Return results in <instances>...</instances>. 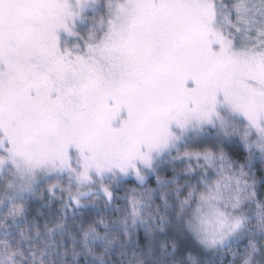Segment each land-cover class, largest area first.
<instances>
[{"label": "snow or ice", "instance_id": "snow-or-ice-1", "mask_svg": "<svg viewBox=\"0 0 264 264\" xmlns=\"http://www.w3.org/2000/svg\"><path fill=\"white\" fill-rule=\"evenodd\" d=\"M39 184L264 264V0H0V188Z\"/></svg>", "mask_w": 264, "mask_h": 264}, {"label": "trees", "instance_id": "trees-1", "mask_svg": "<svg viewBox=\"0 0 264 264\" xmlns=\"http://www.w3.org/2000/svg\"><path fill=\"white\" fill-rule=\"evenodd\" d=\"M35 195L22 203L20 219L0 216V264H192L189 253L196 264H229L231 260L228 247L212 254L187 237H182L174 257H165L173 243L166 236L162 237L165 256L161 249L153 252L155 245L148 243L154 237L145 239L141 231L137 243L136 235H125L123 201L118 202L120 211L115 204L94 203L61 213L60 198L56 202L41 193Z\"/></svg>", "mask_w": 264, "mask_h": 264}, {"label": "rangeland", "instance_id": "rangeland-1", "mask_svg": "<svg viewBox=\"0 0 264 264\" xmlns=\"http://www.w3.org/2000/svg\"><path fill=\"white\" fill-rule=\"evenodd\" d=\"M16 183L19 184V181H16ZM62 183L64 186L67 184V186L65 188L69 187L67 179H65ZM71 186H73V188ZM94 187L95 186H93V188ZM70 188H71V192L73 194L77 190V186L75 183H72L70 185ZM80 190L84 191V192H88V195L85 198H83L84 206H91L94 203H96V204L104 203V205L106 206V202H105L103 196L98 195L96 191H89V188L87 186L82 187ZM38 193H41L42 195L50 197L49 193L46 190L45 184L34 185L33 190H30L28 192H24V193H22L21 196H16L12 200H9L7 198L9 195L12 194L11 191L6 192L3 188H0V216L5 214L6 218H8L9 220L13 219V218H15L16 220H18V218L20 219L21 214H20V217H19V215L15 214L14 206H16V205L21 206L24 201H26L27 199H30V198L32 199L34 196H37L35 194H38ZM67 197H68V192L67 191L62 192L59 189H57V191H56V197H50L52 200H54L56 202H57L56 198H60L61 213H62V210H63V212H65V210L71 211L73 208H77L75 205H72L70 208H64L63 207L64 200L67 199ZM120 202H122V201H120ZM107 207H109V206H107ZM150 236L154 237L153 241H149V243H148L151 246H152V244L155 245V248L152 251L158 252L161 249L160 252H162V255L165 256V254H164L165 253V251H164L165 250L164 239H162L163 235H161L158 231L153 229V232L150 233ZM221 249H223V248H212V249H205V250H207L208 252H210L212 254L218 255V254H220L218 251H220ZM165 257L171 258L170 256H165ZM161 258H163V257L161 256ZM139 264H145V262L139 261Z\"/></svg>", "mask_w": 264, "mask_h": 264}]
</instances>
